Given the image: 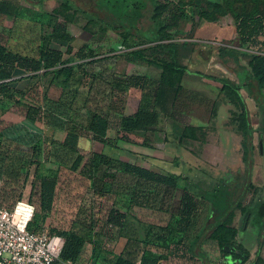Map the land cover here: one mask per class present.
Instances as JSON below:
<instances>
[{
    "label": "trees",
    "instance_id": "obj_1",
    "mask_svg": "<svg viewBox=\"0 0 264 264\" xmlns=\"http://www.w3.org/2000/svg\"><path fill=\"white\" fill-rule=\"evenodd\" d=\"M95 5L96 11H88L72 0H61L53 9H35L14 0H0V16L14 22L27 19L39 25L35 54L11 48L0 36V112L5 113L12 106L20 107L25 110L27 120L24 124L6 125L0 130V179L23 188L30 175V165H37L27 201L35 205L28 228L38 231L40 219L53 211L60 177L58 173H39V165L47 148L44 128L57 129L64 131L65 136L50 141L51 154L58 163L89 180L92 209L98 201L101 204L106 199L110 205L101 217L94 211L79 215L78 221L88 225V234L74 228L54 233L65 240L53 264L74 263L87 242L96 244L93 264H137L125 255H113L94 238L96 232L109 233L112 237L115 228L132 237L127 226L132 217L130 209L134 207L153 209L167 220L164 225L148 224L146 227L142 238L147 246L139 264H160L169 254L188 255L202 261L204 258L211 263L205 246L207 241L215 242L223 252L231 248L233 261L260 264L264 246V202L244 203L253 186L256 129L242 89L254 95V88H257L264 100V49L260 47L264 44L261 39L264 37V12L261 7L257 4L251 10L240 11L230 0L212 1L207 6H201L199 0H95ZM78 11L88 17V22L100 21L103 33L114 29L119 34L120 47H114V53H119L128 63L153 65L159 70V76L154 78L148 72L118 75L104 68L91 71L89 65L105 57H99L93 42L75 45L77 36L69 31L68 23ZM228 14L235 18L236 35L228 43L219 44V55L225 63H233L238 81L226 76L206 77L221 83V89L240 108L239 128L245 165L241 177L232 171L214 175L205 166L187 162L182 149L189 140L207 135L209 126L183 121L184 115L177 106L183 88L181 74L189 70L180 61L181 45L175 41L181 33V22L189 20L197 27ZM145 18L149 19L148 26L143 24ZM56 41H66V50L54 47ZM182 44L185 46L187 42ZM248 51L251 56L246 64L240 55ZM101 77L107 82L108 94L100 93L103 94L102 102L94 105L91 94ZM53 87L59 88V94L51 93ZM85 88L87 91L82 94ZM134 90L141 91L139 106L128 114L125 111L127 98ZM261 106L264 108V102ZM164 121L171 126L164 140L170 141L179 152L173 162L174 167L180 168L177 172L157 171L103 150L113 140L130 141L132 133L157 132ZM110 128L115 129V137L109 136ZM82 134L90 135L95 143L89 152L79 145ZM10 140L20 148L27 146L31 156L14 154L8 144ZM8 173L11 178L5 179ZM10 188L15 190L13 186ZM207 208V220L200 226ZM238 209L257 223L258 249L255 259L248 263L249 250L240 240V229L234 224Z\"/></svg>",
    "mask_w": 264,
    "mask_h": 264
},
{
    "label": "rangeland",
    "instance_id": "obj_2",
    "mask_svg": "<svg viewBox=\"0 0 264 264\" xmlns=\"http://www.w3.org/2000/svg\"><path fill=\"white\" fill-rule=\"evenodd\" d=\"M14 1L25 6H32L35 9H53L60 5L61 2V0ZM72 1L82 5L88 11H96L95 0ZM212 1L225 2L226 0H199V3L201 6H207ZM230 1L233 6L240 11L251 10L259 4L264 12V0ZM220 18L223 22L228 23L227 25H229V27L235 26V18L232 14L223 15L220 16ZM62 20L64 21V18ZM88 20V17L84 13L78 11L77 15L69 21L68 28L71 33L77 36L75 45L78 46L83 41L93 42L97 47V51L100 53L99 57H105V59H102L99 63H92L89 65L91 71L97 72L100 71L99 69L104 68L107 69L109 73L115 71L118 75H125L147 70L153 77L159 75V70L153 65L147 63H128L119 53H114L115 51L113 48L120 47L119 41L121 37L119 34L114 29H109L103 33L101 31L102 23L100 21L95 20L88 22ZM187 21V23H184V28L186 27L187 30H183L180 35L175 37V41H178L180 43L179 45H181L179 50L180 61L200 75L198 77V82L191 83V85L199 87L203 97L199 102L198 116L192 117L187 114L182 117V120L194 124L205 123L209 126V129L208 134L204 137L198 140L191 139L188 141L182 149L184 153L183 156L189 164L205 166L213 171L214 175H217L220 171H232L238 177H241L244 174L245 165L243 160L242 134L239 128L240 108L230 100L227 92L221 89V83L206 77V75L226 76L238 81V77L232 68L233 63H225L219 55V44L223 42L228 43L232 37L218 39L214 35L211 36L206 34L210 33L208 28L205 29L207 30L205 35L198 36L197 31L199 32L202 30L201 27L204 23L196 27L194 24L192 25L191 21ZM143 24L144 26H148L150 24L149 19L145 18ZM0 36L2 41L10 45L11 48L24 53L35 54L39 40V25L27 19L14 22L11 18L0 16ZM261 39L264 41V37ZM184 41L187 42L185 46L182 44ZM67 44L66 41H56L54 47L66 50ZM260 47L264 49V44H260ZM250 56L251 52L249 51L248 53H242L240 55L242 62L246 64ZM103 78L101 77L98 79L97 86L92 91L91 102L94 105L95 103L102 102L103 94L100 93H104V95L108 94L107 82L103 80ZM47 81H49V78H47ZM86 91V88L83 89L82 94H85ZM59 92V88L57 87L51 89V93L54 95L59 94ZM66 92L68 94L69 90ZM254 92V95H251L246 89H242L252 124L256 129L254 132V162L251 177L253 186L244 200L245 204H252L256 201L264 202V108L261 106L264 100L262 93H260L257 88H254ZM131 94L132 101L134 99L133 97L138 94V90H134ZM211 115H213L212 120L215 121L214 127H212V120H210ZM232 119L233 121L230 122ZM164 122L159 126L157 132H148L146 134L135 132L130 135V141H126V143L124 141L120 142L123 146L118 147L112 142L113 144L110 143L104 146L103 149L110 155L123 156L131 158L132 160L136 158L158 171L165 172L167 170H173L177 172L180 168L174 167L173 162L179 152L170 141L164 140L166 130L171 129L170 123ZM52 139L54 140V137L51 132L48 131L47 148L41 155L40 161L42 162H40L39 165V173H58L60 177L58 192L53 211L40 219V224L36 230L54 234L74 228L83 234H88V225L80 223L78 217L85 213L91 214L90 212L93 213L94 211V207L93 209L91 208V200L93 199L92 193L90 192V182L84 176L70 170L67 165L58 163V160H56L57 158L50 152L52 147L50 141ZM138 140L142 142L145 141L148 145H142L137 142ZM125 144L127 146L124 148ZM94 146L95 143L93 142V148ZM89 151L87 150L86 152ZM36 168V164L30 165L28 182L23 188L20 184L10 185L5 180L0 182V203L2 205L12 209L20 199L29 201L30 194L27 192V188H31ZM10 176L11 175L8 173L4 175V178L10 179ZM21 177H23V175ZM22 180L23 178H21L20 181L22 182ZM11 186H13L15 190H12V188H10ZM21 194L22 198H19ZM108 205H110L108 199L101 202V204L98 201L95 206L97 210L94 211L96 216L99 215L101 217ZM28 208L29 206L26 204H19V212L30 216L31 211ZM208 213L209 211L207 208L201 217L200 226H203L206 222ZM138 214L137 216L136 214L132 215L128 221V233L136 240L142 239L143 233L146 231V227L150 222L163 223L162 221L165 220L163 214H150V212H138ZM234 224L240 229V240L249 250L246 263L251 262L255 259L258 249L257 223L252 216H244L242 211L238 209ZM95 241L102 245V243L106 242L105 235L102 232H96ZM205 246L209 251L212 262L210 263L203 258V261L201 260L202 264H240L238 261L232 260L233 253L231 252V248H226V252H223L213 241H207ZM132 248H134V251L131 257L137 260L138 248ZM163 261L164 259L160 264H167L166 261ZM260 264H264V247L260 252Z\"/></svg>",
    "mask_w": 264,
    "mask_h": 264
},
{
    "label": "crops",
    "instance_id": "obj_3",
    "mask_svg": "<svg viewBox=\"0 0 264 264\" xmlns=\"http://www.w3.org/2000/svg\"><path fill=\"white\" fill-rule=\"evenodd\" d=\"M185 22L187 23L188 21L184 20L180 24L181 32L183 30H185V31L187 30L186 27L184 28ZM202 23H204L201 27L202 30L199 32L197 31L198 36L199 35H205V33L207 31V30H205L206 28H208V30H210V33H206V34L211 35V36L214 35L218 39L223 38V37L234 38L236 35V25L234 27L233 26L229 27V25H227L228 23L223 22L221 20V18L215 22L205 21ZM139 72L146 73L147 70H143V71H139ZM158 76H156V77H158ZM199 76L200 75L197 72H194L193 70H191L190 67H189L188 71L181 74L180 83L183 85V88L180 92L178 102H177V106L181 110L183 115L188 114L192 117L198 116L197 115L198 106H199V102L201 101V98L203 97V95H202L199 87L193 86V85H191V83L198 82ZM131 95L132 94H130V96L127 98L126 109H125L126 113H128V114L133 113L137 110V108L139 106L141 91L140 92L138 91V94H136V96L133 97L134 99L132 101H131V97H132ZM12 107L9 110H7L5 113L0 112V130H2L6 125L8 126L11 124H13V125L24 124L27 121L26 115H25V110H23L20 107H13V108ZM42 127L44 128V126H42ZM44 129H45L44 131H45L46 137L48 135V131H50L52 136L58 140L63 139V137L65 136L64 131H60L57 129H46V128H44ZM112 133H113V135H112ZM115 133H116L115 129L110 128L109 136L115 137ZM141 133H143V132H141ZM144 134H146V133H144ZM58 136H60V137H58ZM113 142H114V145H117L118 147L123 146V145H121L120 140H113ZM124 142L126 143V141H124ZM137 142L142 144V145H148L147 143L142 142L140 140H138ZM8 144H10V147L12 149V152H14V154H22L26 157L31 156V151L29 150V148H27V146L22 145V147L20 148V146H17V144L14 140L8 141ZM79 145L81 148L85 149L86 151L92 150L93 140L91 139V136L88 134H82L80 136V139H79ZM126 146L127 145L125 144L124 148ZM104 152H105V150H104ZM111 156H114V155H111ZM114 157H123V156H114ZM123 158L128 159V160H132L131 158H127V157H123ZM132 161H135L141 165L150 167V166L146 165L144 162H141L140 160H138L136 158ZM150 168H152V167H150ZM152 169H154V168H152ZM1 181H2V179H0V182ZM26 185H27V183H26ZM31 186H32V184H31ZM27 192H29V194H30L31 188H29V189L27 188ZM56 197H57V195H56ZM55 202H56V200H55ZM54 207H55V204H54ZM54 207H53V209H54ZM95 208H97V207H94V211L97 210ZM108 208H109V206L106 208L104 213L107 212ZM138 212H142V213L150 212V214L151 213L158 214V212L153 210V209H147V208H141V207H134V208L130 209V214H132V215L136 214V216H137V215H139ZM162 222L163 223H161V222L160 223L159 222L158 223H156V222H150L149 223L148 222V223L149 224H156V225H164L167 223V220L165 219ZM127 227L129 228V226H127ZM118 231H119L118 228H115L113 230V233H112L113 235L111 234L112 237L110 236L109 233L104 234L105 238H106V242L102 243L103 248L111 250L113 255L119 254V255H125L127 257L132 258L131 257L132 252L134 251V248H132V247H136V248H138V250H137L138 258L135 261L137 264H139L141 261L143 252L147 246L146 243L143 241V238L141 240H136V239H134V237H131L130 235H129L130 236L129 237L128 235L121 234ZM94 238H95V236H94ZM95 245L96 244H94L93 242H87L82 253H81V255L79 256V258L74 263L69 261L68 264H93L94 257L97 255ZM85 250H86V252H85ZM164 261H166L167 264H202L201 259L195 260L188 255L182 256V255H176V254H169L168 257L164 259Z\"/></svg>",
    "mask_w": 264,
    "mask_h": 264
},
{
    "label": "built area",
    "instance_id": "obj_4",
    "mask_svg": "<svg viewBox=\"0 0 264 264\" xmlns=\"http://www.w3.org/2000/svg\"><path fill=\"white\" fill-rule=\"evenodd\" d=\"M29 206L23 218L19 204ZM35 205L19 200L14 208L0 204V264H53L59 258L64 238L58 234L28 228Z\"/></svg>",
    "mask_w": 264,
    "mask_h": 264
},
{
    "label": "bare ground",
    "instance_id": "obj_5",
    "mask_svg": "<svg viewBox=\"0 0 264 264\" xmlns=\"http://www.w3.org/2000/svg\"><path fill=\"white\" fill-rule=\"evenodd\" d=\"M21 216L25 219V218H27V217H29V215L27 216V215H25L24 213H21Z\"/></svg>",
    "mask_w": 264,
    "mask_h": 264
}]
</instances>
